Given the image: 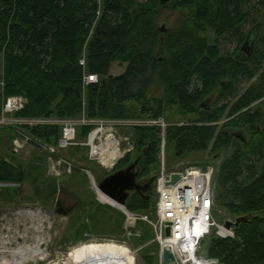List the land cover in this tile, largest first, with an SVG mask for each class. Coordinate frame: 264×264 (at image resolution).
Listing matches in <instances>:
<instances>
[{
    "label": "trees",
    "instance_id": "obj_1",
    "mask_svg": "<svg viewBox=\"0 0 264 264\" xmlns=\"http://www.w3.org/2000/svg\"><path fill=\"white\" fill-rule=\"evenodd\" d=\"M251 2L145 0L138 4L137 0H103L102 15L97 21L99 4L95 0H0L4 95H23L27 99L24 110L16 113L18 118H71L83 111L101 120L135 118L139 113L159 118L167 109L178 107L200 117L197 122L202 125L168 128L166 146L174 144L179 159L207 150L211 144L232 150L219 180L223 186H235L242 175V158L250 154L264 157V111L261 107L250 109L264 99V74L260 86H238L241 78L253 79L259 73L251 63L264 61V28L254 26V34L249 32L257 38L252 57L240 49L248 36L241 25L250 15L247 7ZM169 3L175 10H189L191 17L177 28L162 32L158 21L162 8ZM208 30L215 37L214 43L200 37ZM228 36L238 41L235 58L221 55L219 43ZM82 58L86 59V67L80 64ZM114 65L127 66L125 73L112 76ZM85 70L96 74L99 83L85 87ZM155 78L164 87L161 98L146 96ZM196 80L203 88L191 91ZM236 92L239 94L230 99ZM204 104L206 108H201ZM224 118L227 122L222 127L212 125ZM89 132L85 128L81 136ZM234 132L246 133L247 145L235 139ZM135 133L133 152L116 170L139 160V177L148 178L159 165L161 132L136 129ZM33 134L54 144L61 137L57 128L38 129ZM248 171L256 177L252 185H237L232 199L220 196L230 218L256 214L236 230V238L242 242L222 240L214 233L208 242L203 241L207 250L202 252L220 264H264V164L261 169L253 166ZM24 179L23 169L0 159V183L22 184ZM134 197L137 198L126 203L127 209L147 212L149 202L138 195ZM149 264H155L153 259Z\"/></svg>",
    "mask_w": 264,
    "mask_h": 264
},
{
    "label": "rangeland",
    "instance_id": "obj_2",
    "mask_svg": "<svg viewBox=\"0 0 264 264\" xmlns=\"http://www.w3.org/2000/svg\"><path fill=\"white\" fill-rule=\"evenodd\" d=\"M95 1L99 4L98 21L102 15L103 0ZM143 2L145 0H137L138 4ZM247 9L250 15L241 25V29L248 33L254 26L259 27V29L264 28V0H252ZM190 15L189 10H175L173 4L169 3L167 7L161 10L158 26L160 28H177L189 19ZM251 32L253 33V30ZM92 33L93 31H91L90 36ZM200 37L207 38L211 43H214L215 37L210 30L202 33ZM219 46L222 49V56L236 57L235 53L239 46L236 37L222 38ZM243 46L244 42L240 45L241 51ZM2 61L3 55L0 54V120L3 117L10 121L25 120L29 125L14 123V121L7 125H0V159L25 171V179L22 184L0 183V246L4 237L12 239L11 247L14 249L23 248L25 245L39 246L43 251L40 253L41 255L39 254L40 260L35 261V264H149V259H153L155 264H159L160 249L151 224L139 220L133 229L125 231L126 215L120 210L99 201L93 188L92 178L87 171L92 172L95 182L99 184L106 176L117 171L118 164L124 160L127 154L133 152L136 129H158L163 132L162 126H165L166 134V130L170 127L191 128L201 126L202 124L197 122L200 117L195 114H186L180 111L178 107L167 109L164 115L159 118H152L139 113L135 118L101 120L88 117L85 111L80 116L71 118H60L56 115L18 118L16 113L3 116V104L8 98H25V96L6 97L4 95L6 85ZM126 67L114 65L111 75L114 77L123 75ZM251 67L259 70V73L253 79L241 78L238 84L239 89L260 86V77L264 74V61L262 64L251 63ZM85 73L89 72L85 70ZM202 88V84L197 80L193 81L190 87L191 91ZM163 90L162 82L155 78L147 89L146 96L153 94L155 98H161ZM263 101L264 99L260 100L257 105L255 104L256 106L252 105L250 109L257 110L261 107L264 111ZM64 119L80 124L77 129L76 145L67 149H56V153H51L50 148H55L59 141L57 144L46 142L35 136L33 131L57 128L62 132V127L57 124V121ZM226 119L224 118L219 123H212V125L222 127L227 122ZM84 121L90 123L84 124ZM100 122L106 123L104 129L108 132L104 137L113 134L122 154L118 163L110 171L90 156L91 148L88 146V138L93 131L99 128ZM85 128H89L90 132L87 136H81V132ZM96 146L99 147L98 139ZM160 149L159 165L153 168L151 175L145 178L146 180L156 178L162 171L161 145ZM232 153V150L225 151V149L215 148L211 144L207 150L193 152L187 158L179 159L174 144H167L165 147L168 170L177 166L214 170L215 217L221 224L232 218L223 207L220 196H229L232 199L235 195V187L252 185L256 177H253L248 169L253 166L261 169L264 164V157L262 156L256 157V155L250 154L248 158L243 157L244 165L240 172L242 175L237 183L238 186L236 184L233 186L232 183L223 186L220 184L219 174L223 164L232 157ZM61 160L63 162L59 166L58 163ZM70 163L78 167L76 170L73 169V174L69 173L68 165ZM61 188L74 193L76 196L75 210L69 215L59 214L56 210L55 204ZM148 202L147 212L142 210L135 213L141 216H149L150 220L155 222L158 203L155 186L154 195ZM41 226L42 228H40ZM207 240L209 241V237L205 241ZM232 240L242 242L238 238ZM202 248L200 255L206 257L202 251L207 250V245L203 243ZM118 258L122 260H118ZM11 263L12 258L3 248L0 249V264ZM20 264H30V261L26 259L24 262L20 261Z\"/></svg>",
    "mask_w": 264,
    "mask_h": 264
},
{
    "label": "built area",
    "instance_id": "obj_3",
    "mask_svg": "<svg viewBox=\"0 0 264 264\" xmlns=\"http://www.w3.org/2000/svg\"><path fill=\"white\" fill-rule=\"evenodd\" d=\"M81 66H86V59L83 58L80 61ZM99 83V77L96 74H84V86L89 87L91 85ZM27 100L23 97H10L3 104V116L20 112L25 108ZM14 123H20L29 125L25 120H13ZM13 121L7 118L0 120V125H7L13 123ZM90 122L84 121V124ZM99 123V122H98ZM57 124L62 127L61 137L59 143L55 148H50L51 153H56V149H67L76 145L75 141L78 136L77 129L80 124L71 120H58ZM105 122H100L99 128L94 132L105 131ZM162 124V122H161ZM160 124V125H161ZM97 126V125H96ZM163 132H161V148H162V164L161 173L155 178V188L158 195L157 213L155 222H152L149 216H141L133 213L123 207L127 212L133 213L137 216V219H127L125 222V231L133 229L139 220L148 222L151 224L154 230V235L157 244L160 249V261L159 264H164L163 250L168 249L172 252L176 259L177 264H220L217 260L209 259L200 255V251L203 249V241L210 237L212 233L222 240L235 239L236 232L225 228L224 223L221 224L215 217L216 209V194L213 187L214 170L211 168H198V167H181L177 166L170 170L166 167L165 158V126ZM108 132V131H107ZM106 132V133H107ZM100 132L94 143L90 142V136L88 146H90V156L94 161H99L104 167H107L110 171L118 163V160H114L115 164H106L104 159L114 157V151L112 147L107 145L108 154L103 155L101 150H105L106 147V134ZM101 135V136H99ZM99 136V137H98ZM98 139L99 147L96 146V140ZM48 149V148H47ZM114 150V149H113ZM97 156H99L97 158ZM122 157V156H121ZM109 160V159H108ZM63 160L59 161L58 165L62 164ZM77 167L70 163L68 165L69 173H72L73 169ZM89 175L92 178L91 173ZM178 175L180 180L175 184H172V177ZM170 227L171 235L166 236V229Z\"/></svg>",
    "mask_w": 264,
    "mask_h": 264
},
{
    "label": "water",
    "instance_id": "obj_4",
    "mask_svg": "<svg viewBox=\"0 0 264 264\" xmlns=\"http://www.w3.org/2000/svg\"><path fill=\"white\" fill-rule=\"evenodd\" d=\"M170 0H161L162 3H168ZM162 32H166L167 28H161ZM254 45L255 41L250 46L249 38L242 47V51L248 55V57H252L254 55ZM248 46H250V50H248ZM201 108H206L205 105H201ZM237 139L242 140L240 135H234ZM148 150L146 149L144 153L146 154ZM139 160L134 162L132 165L128 166L124 170L118 171L112 175L104 178L99 184L98 187L100 191L110 199L117 202L122 207L126 206L127 200L129 198V192H133L140 189L139 184L137 183V179L139 177L140 171L138 169ZM154 180V179H153ZM180 180V176L175 175L172 177V184H175ZM256 218V214H249L247 216L228 219L224 223L226 229L232 231L233 229L236 231L242 224L248 223ZM171 229L168 227L166 229V236L170 237ZM163 261L165 264H177L176 259L172 252L168 249L163 250Z\"/></svg>",
    "mask_w": 264,
    "mask_h": 264
},
{
    "label": "bare ground",
    "instance_id": "obj_5",
    "mask_svg": "<svg viewBox=\"0 0 264 264\" xmlns=\"http://www.w3.org/2000/svg\"><path fill=\"white\" fill-rule=\"evenodd\" d=\"M100 132H103L106 133L107 131H100L98 130L97 132H94L93 134H91L90 136V142L93 144L97 135L100 133ZM106 147H105V150H101L102 154L103 155H106L108 154V151H107V145H109L110 147H112V152L114 151V154L112 153V156L114 157H111V158H104L106 160H104V163L106 164H115V161L114 160H118L122 154H121V151L118 147V142L116 140V138L114 137L113 134H109L106 138ZM114 149V150H113ZM109 159V160H108ZM93 188L94 190L96 191L97 195H98V198H99V201L102 203V204H105V205H109V206H112L118 210H120L121 212H124L125 214H127V216L129 217V219H132L133 221H131V223L134 222V219H137V216L134 215L133 213H129L127 212L121 205H119L117 202H115L114 200L110 199L109 197L105 196L99 189L98 187V183L95 182V180H93ZM40 214V213H39ZM26 215V214H25ZM28 215V214H27ZM45 216V215H44ZM41 217V216H40ZM41 219V218H40ZM233 219V218H232ZM42 221V220H40ZM45 221V220H44ZM43 221V222H44ZM42 224V223H41ZM52 224V223H51ZM42 228V226L40 227ZM10 229V228H9ZM41 232V231H40ZM42 236V235H41ZM237 239V238H235ZM11 238L9 237H4L2 238V242H1V246H0V249L3 248V250L6 251V253L9 255V257L12 258V263L11 264H20V261H23L28 259L30 261V264H35V261L38 262L40 260V253L43 251L41 248L38 247H34V246H30V245H25L23 246V248H20V249H17V248H12L11 247ZM36 244V243H35ZM39 251V252H38ZM40 254V255H39ZM118 260H122L121 258H118ZM159 261H160V252H159ZM165 264V263H164Z\"/></svg>",
    "mask_w": 264,
    "mask_h": 264
},
{
    "label": "flooded vegetation",
    "instance_id": "obj_6",
    "mask_svg": "<svg viewBox=\"0 0 264 264\" xmlns=\"http://www.w3.org/2000/svg\"><path fill=\"white\" fill-rule=\"evenodd\" d=\"M251 32V31H249ZM248 32V36H247V40L249 38V42H250V46L252 45V43L255 41V45H254V52H255V49H256V46H257V38H255L251 33ZM253 36V37H252ZM246 40V41H247ZM246 41L244 42V44L246 43ZM250 46H248V50H250ZM242 91V90H241ZM236 94H239V92H236L233 97H231L230 99H233ZM208 103L210 102H205L206 105H208ZM204 104V105H205ZM257 105V103H255ZM253 104V105H255ZM237 134V135H240L243 139L242 140H239L237 139L234 135ZM233 136L235 139L239 140L241 143L247 145L248 143V135L246 133H243V132H234L233 133ZM124 170V169H123ZM118 171H121V170H117L109 175H112ZM108 175V176H109ZM107 177V176H106ZM137 183L139 184L140 186V189L139 190H136V191H133V192H129V198L127 200V202L133 198L135 195H138L139 197L145 199L146 201H150L151 198L153 197L154 195V186H155V179H145V178H140L138 177L137 179ZM75 194L72 193V192H68L67 190L65 189H60V192L57 196V200H56V210L59 214H66V215H69L72 213L73 210H75V207H76V203H74L75 201ZM261 218V217H260ZM263 218V217H262ZM261 218V219H262ZM263 225V223H261ZM236 232V231H235Z\"/></svg>",
    "mask_w": 264,
    "mask_h": 264
},
{
    "label": "crops",
    "instance_id": "obj_7",
    "mask_svg": "<svg viewBox=\"0 0 264 264\" xmlns=\"http://www.w3.org/2000/svg\"><path fill=\"white\" fill-rule=\"evenodd\" d=\"M77 169H78V167H77ZM75 170H76V169H75ZM87 173H91V174H92V172H91V171H87ZM71 174H73V172H72Z\"/></svg>",
    "mask_w": 264,
    "mask_h": 264
}]
</instances>
